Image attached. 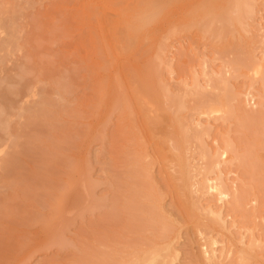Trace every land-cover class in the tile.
<instances>
[{"label": "bare ground", "instance_id": "obj_1", "mask_svg": "<svg viewBox=\"0 0 264 264\" xmlns=\"http://www.w3.org/2000/svg\"><path fill=\"white\" fill-rule=\"evenodd\" d=\"M263 8L0 0V264L30 263L51 244L59 252L41 264H168L184 225L207 264H264ZM55 44L71 49L63 70L54 54L41 56ZM173 49L182 53L176 91L166 78ZM220 110L225 127L208 121ZM93 139L120 156L104 194L91 173Z\"/></svg>", "mask_w": 264, "mask_h": 264}, {"label": "rangeland", "instance_id": "obj_2", "mask_svg": "<svg viewBox=\"0 0 264 264\" xmlns=\"http://www.w3.org/2000/svg\"><path fill=\"white\" fill-rule=\"evenodd\" d=\"M262 16L264 19V8L262 11ZM56 44L54 45V47L48 48V47H41V56H47L48 54H54L51 55L54 57V59H56V62L54 64V67H57L58 69H64V64L66 61H64L63 59H61L62 53H67L68 50L71 49H55ZM77 47H79V49H88V45H79L78 43L75 44L74 47H71L72 50L77 49ZM58 48V47H57ZM258 52H260V49H257ZM25 49H21L18 50L15 54V59L18 60V62H21L23 55H24ZM237 53L236 49H226V54L228 55V59L235 57V54ZM75 54V52H72L68 58L72 57ZM181 51L180 49H173V59H172V64L173 67L176 68V70L174 72H170V73H166V78L167 81H169L170 85H171V89L176 91L178 89L179 84L176 82L175 77L177 76V73H179L180 68H179V64H180V59H181ZM48 57V56H47ZM72 59L74 60V56L72 57ZM42 61V60H41ZM75 61V60H74ZM43 63L41 64V69L44 70L45 67L49 66L47 62H45V60L42 61ZM12 63H9L8 66H10ZM72 64H77V62H72ZM231 73H229L228 75H230ZM6 75V69H3L0 71V76H5ZM232 75V74H231ZM247 79H253L254 83L256 86L259 85V80H260V76L256 75L253 73V71L250 72V76L247 77ZM243 80V77H239V78H232L233 82H237L239 83L240 81ZM47 87V83L43 84H39V86L37 87V94H35L33 97H31V105H35L36 102L40 99L44 88ZM207 89L208 91L210 90H214V87L212 84H208L207 85ZM189 100L191 99V95H188ZM192 101V100H190ZM193 102V101H192ZM259 99L257 97H248L247 100L245 101L246 105L248 108L250 109H256L259 107ZM14 109H18L14 108ZM16 111V110H14ZM223 112L220 111H216L213 112L212 115H210L208 121H211L212 123L215 124H219L222 123V127L228 123V120H224L221 115ZM96 113L90 115V118L88 119H93V120H97L96 117H98L97 115H95ZM108 112H106V116L105 119L107 118ZM14 121H18L19 117L14 116ZM108 125L114 126L113 121L112 120H108ZM15 122V123H16ZM207 122V120H206ZM225 124V125H224ZM100 127V123L96 121V123L93 125V128H98ZM215 130V129H214ZM106 142V143H104ZM104 142H102L100 139H93L90 143V153H91V173L92 176L95 180L99 181L98 182V186H97V190L99 192V194H104L107 192V181L108 178L110 177L111 174L118 172V170H121V164H120V156L112 151L113 145H111L109 142V139H105ZM104 145H103V144ZM112 146V147H111ZM116 154V155H114ZM118 155V156H117ZM196 155V154H195ZM100 211V208L95 206L92 209V216L94 213H98ZM77 212V211H76ZM91 217V216H90ZM184 225L183 226V231L181 232L182 235L180 236V238H178L174 244H175V252L172 253L171 259L169 261L168 264H207V262L205 260H203V256H202V249H204L205 246L202 245L201 240L197 234V232H192L193 230H191L192 228H189L191 226H187L185 228ZM185 228V229H184ZM189 229V231L187 230ZM186 230V231H184ZM76 231L78 232L77 234H81L83 231L81 228H77ZM188 231V232H187ZM190 232V233H189ZM79 238H76L75 240L78 241ZM221 245H223L222 242H219L216 245V248L221 247ZM59 245L57 244H51L49 246V248L47 249H42L41 253H38L37 255H35V257H32L30 259V263L31 264H41V262H44L46 260H48L49 258H51L53 254H57L58 249H59ZM208 248V246H207ZM217 252L219 253V249H217ZM230 255L229 257H223L221 262H227L229 260V258L233 255V251L229 252ZM206 263H205V262ZM171 262V263H170ZM27 264H30L29 261L26 262ZM25 263V264H26Z\"/></svg>", "mask_w": 264, "mask_h": 264}]
</instances>
